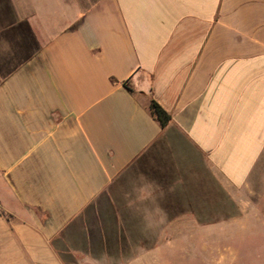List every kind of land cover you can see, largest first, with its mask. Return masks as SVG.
<instances>
[{
  "label": "crops",
  "instance_id": "crops-1",
  "mask_svg": "<svg viewBox=\"0 0 264 264\" xmlns=\"http://www.w3.org/2000/svg\"><path fill=\"white\" fill-rule=\"evenodd\" d=\"M263 159L264 0H0V264L157 262Z\"/></svg>",
  "mask_w": 264,
  "mask_h": 264
},
{
  "label": "rangeland",
  "instance_id": "rangeland-1",
  "mask_svg": "<svg viewBox=\"0 0 264 264\" xmlns=\"http://www.w3.org/2000/svg\"><path fill=\"white\" fill-rule=\"evenodd\" d=\"M236 205V214L223 216L220 226L191 236L190 247H157L151 264H264V159Z\"/></svg>",
  "mask_w": 264,
  "mask_h": 264
},
{
  "label": "trees",
  "instance_id": "trees-1",
  "mask_svg": "<svg viewBox=\"0 0 264 264\" xmlns=\"http://www.w3.org/2000/svg\"><path fill=\"white\" fill-rule=\"evenodd\" d=\"M151 112L153 116L159 121L162 128H165L168 126V124L171 121V115L167 113L158 103L155 101L151 102L150 105Z\"/></svg>",
  "mask_w": 264,
  "mask_h": 264
}]
</instances>
